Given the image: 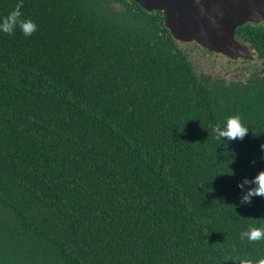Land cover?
<instances>
[{"label":"trees","instance_id":"obj_1","mask_svg":"<svg viewBox=\"0 0 264 264\" xmlns=\"http://www.w3.org/2000/svg\"><path fill=\"white\" fill-rule=\"evenodd\" d=\"M17 2L0 0V17ZM21 11L37 30L0 32V264L264 255L240 239L264 227V196L244 202L252 185L238 186L264 169V24L236 30L261 67L242 82L199 73L162 14L132 0ZM230 115L250 131L220 143L212 126Z\"/></svg>","mask_w":264,"mask_h":264},{"label":"water","instance_id":"obj_2","mask_svg":"<svg viewBox=\"0 0 264 264\" xmlns=\"http://www.w3.org/2000/svg\"><path fill=\"white\" fill-rule=\"evenodd\" d=\"M148 12H160L164 26L178 43L196 44L230 60L252 59L235 38L245 24L264 22V0H132Z\"/></svg>","mask_w":264,"mask_h":264},{"label":"clouds","instance_id":"obj_3","mask_svg":"<svg viewBox=\"0 0 264 264\" xmlns=\"http://www.w3.org/2000/svg\"><path fill=\"white\" fill-rule=\"evenodd\" d=\"M23 7V0H18L15 7L7 13V15L0 17V32L7 35H13L15 30H19L24 36H31L33 32L37 30L36 23L25 18L21 9ZM249 127L242 121L240 115H230L225 118L223 124H215L212 126V133L214 139L222 143V137L227 140H242L246 134L249 133ZM264 150V144L260 145ZM234 158V155H233ZM229 169V168H228ZM227 175H232V171L229 169ZM244 184H251L245 195L242 197L244 202H249L252 196H264V169L259 170L250 180L245 179L243 184L238 185L243 188ZM240 239L248 241H261L264 240V227H250L245 231L240 232ZM239 264H264V255L259 256L256 259H243L238 261Z\"/></svg>","mask_w":264,"mask_h":264},{"label":"flooded vegetation","instance_id":"obj_4","mask_svg":"<svg viewBox=\"0 0 264 264\" xmlns=\"http://www.w3.org/2000/svg\"><path fill=\"white\" fill-rule=\"evenodd\" d=\"M139 7L141 9H143L141 6H139ZM144 11H146V10H144ZM146 12H148V11H146ZM153 12H155V11H153ZM148 13H152V12H148ZM163 22H164V17H163ZM260 24H264V22H262ZM179 47L182 50H184L191 57L194 65H196L199 68H201L199 73H202V74L203 73L204 74L205 73H211V71L215 72L216 74L217 73L218 74L219 73L222 74V72L224 71L225 76H227L228 78L235 79L236 81H242L243 82V81L247 80L249 77H251L253 74H255V72L257 70L261 69V67H259V65H257L256 56L253 54V51L248 46L247 47L249 48V50H250V52L252 54V57H253L252 59L248 60V59L238 58V59L231 60L233 65L224 62L223 65H221L220 63H217L216 65H213V66H210V67H208L209 63H207L204 66L201 65L200 62L196 61V58L194 57L193 52L191 53V51H192L191 48H193L195 50H199L200 52H203V53L205 51L208 52L207 50L202 49L201 47L197 46L196 44H187V43H179ZM253 64H255V67H253L252 70H249V68H250L249 66L253 65ZM231 65H232V67H231ZM215 66L218 67V68H215ZM225 72H228L230 74H226Z\"/></svg>","mask_w":264,"mask_h":264},{"label":"rangeland","instance_id":"obj_5","mask_svg":"<svg viewBox=\"0 0 264 264\" xmlns=\"http://www.w3.org/2000/svg\"><path fill=\"white\" fill-rule=\"evenodd\" d=\"M191 50H192L191 53L193 52V55L196 58V61L200 62L201 65L204 66L207 63H209L208 67H210V66H213V65H216L217 64V62H216L217 59H213V58H209L208 56H204V53L203 52H200L199 50H195L193 48H191ZM217 61H219V63L221 65L224 64V61H222V60H217ZM249 67H250L249 70H252L253 67H255V64L250 65ZM215 68H218V67L215 66ZM223 73H224V71H223ZM225 73L226 74H230L228 72H225Z\"/></svg>","mask_w":264,"mask_h":264}]
</instances>
